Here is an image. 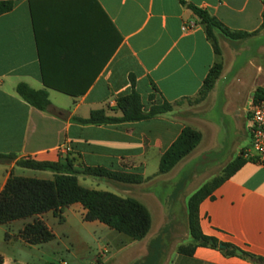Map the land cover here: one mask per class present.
<instances>
[{"label": "crops", "instance_id": "crops-1", "mask_svg": "<svg viewBox=\"0 0 264 264\" xmlns=\"http://www.w3.org/2000/svg\"><path fill=\"white\" fill-rule=\"evenodd\" d=\"M0 1L13 3L12 10L0 16V154L16 157L0 163V190L11 172L46 179L47 172L16 167L19 158L53 163L70 158L74 166L141 175L146 181L131 187L146 189L150 182L169 183L179 177L184 186L195 161L203 168L213 157L214 164L223 167L232 154L250 150V117H239L230 107L229 86L234 77L230 82L228 78L234 66L227 64V55L232 54L224 42H219L222 73L208 95L214 102L206 114L183 118L172 111L148 120L98 126L75 119L85 120L95 110L121 116L111 109L117 98L132 90L139 95L144 111L163 102L177 104L195 98L217 57L189 6L205 10L231 31L257 32L253 37L263 39L262 0ZM189 25L192 28L185 29ZM20 83L36 91L46 89L49 109L41 112L24 102L15 90ZM56 88L86 91L72 98ZM258 88L264 89V82L255 91ZM185 127L200 133V143L168 174L159 175L161 156ZM117 196L139 201L153 217L144 197ZM84 214L75 204L64 209L61 220L66 224L75 219L94 228L101 225L84 222ZM48 216L52 225L59 223L51 213L38 219L55 237ZM31 221L0 226L3 264H28L13 250L22 253L39 246H30L19 237ZM198 224L202 235L230 244L242 254L261 259L257 264H264V166L248 162L220 183L198 205ZM108 243L124 245L116 240ZM104 250L109 253L111 245ZM146 255L147 249L140 260ZM166 262L254 264L242 255L227 256L219 249L201 246L190 256L175 252Z\"/></svg>", "mask_w": 264, "mask_h": 264}, {"label": "trees", "instance_id": "trees-1", "mask_svg": "<svg viewBox=\"0 0 264 264\" xmlns=\"http://www.w3.org/2000/svg\"><path fill=\"white\" fill-rule=\"evenodd\" d=\"M260 29L264 28V0ZM11 1H0V16L12 10ZM198 23L202 26L206 38L211 44L216 63L209 69L201 90L198 95L203 99L210 92L216 81L219 79L222 69V53L218 45L217 35L229 41H239L256 35L257 32L245 33L231 31L223 26L216 18L210 16L205 10L189 6ZM43 78V71H42ZM45 85L46 82L43 81ZM16 93L32 108L45 112L50 107L48 92L46 89L33 90L27 84L20 83L16 86ZM56 91L75 98L83 95L84 90H69L56 88ZM264 99V89H257L254 92L252 103L256 105ZM177 104L163 102L160 105H153L148 111L139 95L132 90L131 93L121 96L115 100V108L112 111L120 112L121 116L113 117L106 115L104 110L91 111L85 120L75 119L83 125H108L133 123L160 117L173 111ZM201 135L190 127H185L177 139L161 156L158 174H168L180 161L187 157L200 143ZM14 155L0 154V163L5 160H14ZM254 163L252 159L245 158V153L237 157L226 168L223 177L215 179L211 184L204 186L187 203V217L191 246L178 248L179 255L190 256L195 247H210L219 249L227 256H235V248L230 244L220 249L215 239L201 234L198 224V205L225 179L237 172L246 163ZM16 167L29 171L48 172L53 175L52 179H37L16 176L11 172L5 185L0 190V226L15 221L32 219L30 223L23 226L19 237L30 246H38L49 243L54 235L46 224L38 219L39 216L51 213L55 218L61 219L64 209L78 204L85 211L84 222H98L108 229L123 235L130 241L143 240L150 231L151 216L146 207L139 201L132 198H122L108 192L95 191L82 187L78 177L105 178L125 185H140L146 180L141 175L112 172L101 167H86L84 165L74 166L73 160L65 158L58 162H39L29 157L19 158ZM242 256L249 258L254 264L261 262L254 256L243 253ZM0 264L3 258L0 256ZM145 264V263H144Z\"/></svg>", "mask_w": 264, "mask_h": 264}, {"label": "rangeland", "instance_id": "rangeland-1", "mask_svg": "<svg viewBox=\"0 0 264 264\" xmlns=\"http://www.w3.org/2000/svg\"><path fill=\"white\" fill-rule=\"evenodd\" d=\"M217 41L219 48L224 42V46L232 54L227 55V64L234 66V71L228 78L230 82L234 77L229 86L230 107L236 109L239 117L244 114L249 118L255 106L252 103L255 88L257 84L264 82V38L255 36L234 42L218 35ZM236 80L238 82H235ZM210 92L203 99L196 96L191 100L177 103L173 111L183 118L206 114L211 110L214 102L212 97L208 96ZM242 154L243 151L232 154L223 167L214 164L213 157L208 159L210 164L203 168L201 162L195 161L188 171L190 178L184 186L180 184L181 177L169 183L150 182L146 189H137L105 178L79 176V184L86 189L114 195L144 197L153 213L152 227L147 236L140 242L130 241L107 227L83 226L75 219H70L66 224L60 219L59 223L52 225L49 215L47 222L54 230L53 240L29 251L20 253L13 250V253L28 264H167L166 258L169 255L177 253L180 247L192 244L186 208L189 199L213 180L223 177L227 166ZM44 177L52 179L53 175L47 172ZM125 186L128 187L125 189ZM147 190L154 194H149ZM11 230H15L12 225ZM115 240L124 245L115 246L108 243ZM106 245H111L109 253L104 250ZM146 249L147 255L140 260ZM9 251L11 252L12 248Z\"/></svg>", "mask_w": 264, "mask_h": 264}, {"label": "built area", "instance_id": "built-area-1", "mask_svg": "<svg viewBox=\"0 0 264 264\" xmlns=\"http://www.w3.org/2000/svg\"><path fill=\"white\" fill-rule=\"evenodd\" d=\"M191 28V25L185 27V29ZM249 133L251 138V148L245 153V157L264 166V99L259 101L252 108Z\"/></svg>", "mask_w": 264, "mask_h": 264}, {"label": "water", "instance_id": "water-1", "mask_svg": "<svg viewBox=\"0 0 264 264\" xmlns=\"http://www.w3.org/2000/svg\"><path fill=\"white\" fill-rule=\"evenodd\" d=\"M219 248H220V249H224V245L220 244V245H219ZM235 255L241 256L242 253H241L239 250H235Z\"/></svg>", "mask_w": 264, "mask_h": 264}]
</instances>
